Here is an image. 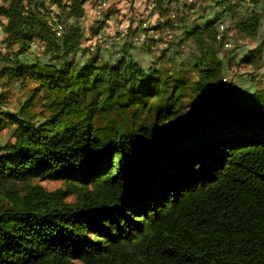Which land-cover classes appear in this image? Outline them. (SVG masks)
<instances>
[{"label":"trees","instance_id":"1","mask_svg":"<svg viewBox=\"0 0 264 264\" xmlns=\"http://www.w3.org/2000/svg\"><path fill=\"white\" fill-rule=\"evenodd\" d=\"M85 1L51 0L56 35L35 0H1L0 76L34 87L15 113L0 94V264H264V94L222 85L216 22L186 33L189 80L77 60ZM260 24L253 8L236 28ZM33 42L51 62L22 60Z\"/></svg>","mask_w":264,"mask_h":264},{"label":"rangeland","instance_id":"2","mask_svg":"<svg viewBox=\"0 0 264 264\" xmlns=\"http://www.w3.org/2000/svg\"><path fill=\"white\" fill-rule=\"evenodd\" d=\"M35 1L36 4H39V10H41L53 32L56 35H61L57 24L63 23L60 22L61 20H64V24L70 21L69 17H66V12L52 4L51 0ZM168 1L165 0L162 6L149 9L148 5L152 4V0H142L141 8L147 9L149 13L143 11L135 13L136 15L129 18L126 24H122L124 19H118L116 21L118 24H112V26L117 27L121 24L124 27L129 24L127 28L129 39L145 31L148 35L146 43L134 44L130 41H123L121 44H114L109 50L104 46H97L95 51H89L87 47L82 46L76 54V59L86 62L95 53H99L104 60H115L117 57L125 56L127 59L138 63L148 72L156 68H165L170 73L178 70L190 80L197 77L193 64L198 51L186 33L195 26H204L207 21L214 20L217 26V34L221 33L220 39L216 37V52L223 64L220 76L222 85L248 93L264 94V3L254 7L248 0H171L170 4ZM253 8L261 15L259 34L256 37L248 36L236 28L237 21L248 15ZM167 18L170 19L169 23H165ZM6 20V17L0 15V43H5L4 24ZM83 22L84 17L81 25L84 29L87 28L92 36V39L87 40L85 38V41L88 42H91L98 32L102 30L105 32V26H110L107 21L98 20L94 24L86 26ZM144 22L153 29L154 33L159 32L160 36L154 38L152 33L149 34L150 29H143ZM61 26L64 28L65 25ZM166 29H170L174 33L171 40L167 39L163 33ZM105 36H108L106 32ZM37 44L38 46H32L31 51L22 56V60L28 63H34L38 60L42 64L51 62L50 56L42 53L39 42ZM0 51L4 53L2 50ZM1 65L0 58V70ZM7 83L8 79L0 76V94H4L8 98L4 110H9L12 113L19 112L20 104H23L27 94H29V89L33 88L34 85L30 83L25 88L20 83ZM40 109L41 107L37 105L35 111L38 112ZM0 136L2 143L4 140L3 133H0ZM36 183L47 191H55L64 187L63 182L58 180H36ZM73 200V196L67 198V201Z\"/></svg>","mask_w":264,"mask_h":264},{"label":"built area","instance_id":"3","mask_svg":"<svg viewBox=\"0 0 264 264\" xmlns=\"http://www.w3.org/2000/svg\"><path fill=\"white\" fill-rule=\"evenodd\" d=\"M109 7V3L108 0H95V19L98 21H106V18L104 19L105 16V11L108 9ZM151 8H153V4L151 5ZM70 22V21H69ZM61 25H65L64 23H58L57 26L60 28V32L61 34L63 33L64 28ZM129 24H127L125 27L120 28L118 31L114 32L113 34H110L109 36H105V32L104 30L100 31L97 33V35H95L94 39L91 42H88V39H92V36H87V34H85L86 36V41L84 42V44L82 45L83 47H87V49L89 51H95L97 46H104L106 49H112V46L114 44H121L123 41H130L134 44H143L146 43V38H147V33L145 31H142L141 33H139L136 36H133L132 38H128V33H127V28H128ZM82 27V25H81ZM83 28V27H82ZM143 29H150L149 30V34L152 33V36L154 38H157L160 36L159 32H153V29H151L149 27V25L144 22L143 24ZM86 33V32H85ZM154 33V34H153ZM164 35L167 39L171 40L174 36L173 31H171L170 29H166L164 32ZM218 39L221 38V33L217 34ZM128 39V40H126ZM41 46V44H39ZM32 46H38L37 42H34L32 44ZM41 48L43 49V47L41 46ZM0 50H2L3 52H6V46L4 43H0Z\"/></svg>","mask_w":264,"mask_h":264},{"label":"crops","instance_id":"4","mask_svg":"<svg viewBox=\"0 0 264 264\" xmlns=\"http://www.w3.org/2000/svg\"><path fill=\"white\" fill-rule=\"evenodd\" d=\"M141 1L142 0H108L109 7L105 11L104 19L106 18V21L110 26H105L104 29L106 34L109 36L110 34H113L116 30L123 28L124 26L122 24L123 23L126 24L129 18L133 17V15H136L135 13H141L142 11L145 13H149L147 9L143 10V8H141L140 6ZM151 5L152 4L148 5L149 9H152ZM134 7H136V9H134ZM84 10H85L84 22H83L84 26L88 24L92 25V23L94 24L97 21L95 19V0H86L84 4ZM106 13H110V14H106ZM118 19L119 20L124 19L125 21H123L119 27L112 26L113 23L118 24L116 22ZM84 30L87 36H91L87 28Z\"/></svg>","mask_w":264,"mask_h":264}]
</instances>
